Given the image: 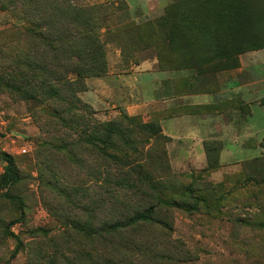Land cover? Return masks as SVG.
<instances>
[{"label":"rangeland","instance_id":"obj_1","mask_svg":"<svg viewBox=\"0 0 264 264\" xmlns=\"http://www.w3.org/2000/svg\"><path fill=\"white\" fill-rule=\"evenodd\" d=\"M263 4L0 0V264H264Z\"/></svg>","mask_w":264,"mask_h":264},{"label":"crops","instance_id":"obj_2","mask_svg":"<svg viewBox=\"0 0 264 264\" xmlns=\"http://www.w3.org/2000/svg\"><path fill=\"white\" fill-rule=\"evenodd\" d=\"M215 99V95H206V96H194L193 102L195 103V105H202L204 103H210L212 101H214ZM253 113V112H252ZM219 117V116H217ZM185 120V119H184ZM184 120H171L170 121V127L171 129H173L174 131H176L178 128H180V125L182 126V129L184 130L185 133L188 134L189 140L190 142L193 141L194 139L196 140H204L208 137V135L210 134V129L211 127L209 126V124L207 123L208 121H196V125H192L191 122H187ZM179 121V122H177ZM194 126V127H193ZM220 131L223 133V136L220 138L224 141V149H223V154L222 155H228L231 157L232 159V155H236L239 151V149H236L235 151L233 149H231L229 147V139L230 142H232V134L235 137L236 135L234 134L235 131L238 132V127L236 126L235 122L232 125V121L228 124V125H218ZM172 137H175L176 135L170 134ZM247 135L250 134H245V136L241 137H248ZM226 136H228V140H226ZM238 137V136H237ZM209 138V137H208ZM261 138V136L259 137V139ZM207 140V139H206ZM205 141V140H204ZM237 144V143H236ZM192 159L193 161L198 164H202L203 166L206 164L207 161V156H206V152L204 150V144L201 143L198 146H195V150L192 152Z\"/></svg>","mask_w":264,"mask_h":264},{"label":"trees","instance_id":"obj_3","mask_svg":"<svg viewBox=\"0 0 264 264\" xmlns=\"http://www.w3.org/2000/svg\"><path fill=\"white\" fill-rule=\"evenodd\" d=\"M237 2H234V4H236ZM235 8V6L232 5V10ZM258 20H257V25H256V28L258 31L260 32H264V4L262 6H258ZM168 13H175L174 11L172 12H168ZM181 14L179 15L180 18L183 17V14H184V11L182 10L180 12ZM169 16V15H168ZM87 28H92L93 26H91L90 24H87ZM71 70L70 69H66V72H70ZM137 128H141L142 130H149L150 132H152L153 135H155L158 139L160 138V134H161V130H158L156 128V126H154L152 123H147V124H140V125H136ZM223 144V143H222ZM220 144V145H217V146H220L219 147V150L223 149V145ZM261 147H264V137L261 141V144H260ZM110 147H112V145H110ZM207 148V145L204 146ZM212 151H214L213 148H211ZM208 149V151H211ZM206 152V151H205ZM206 156H207V159L209 160L210 157L208 156L207 152H206ZM3 159L6 161L7 163V166H6V171L4 173V182L6 185H13V184H16L19 179H20V172H19V169L16 165V162L14 160V158H12L11 156H8V155H5L3 156ZM256 163H259L260 165H264V161L263 160H260V157H256ZM216 163V162H214ZM138 168V167H137ZM131 171H135L136 170V167H132L130 169ZM7 197L9 198H12V199H15L17 201H19V204H20V207H21V210L22 212L24 211V207H23V202L22 200L20 199V197H17V196H11L9 194H5ZM129 222L132 223V224H137V223H140V221H148V220H152L153 219V216L151 214H147L146 212L142 211V212H133V214L130 216L129 218ZM117 227H120V224L117 223L116 224ZM110 230L111 227H110ZM11 235H13L16 239H17V242H18V246L16 247V249L14 250V252L12 253L11 255V259L15 258L16 255L18 254L19 250H20V246L21 245V240L19 239L18 236L14 235L12 232H10ZM8 264H12L10 261Z\"/></svg>","mask_w":264,"mask_h":264},{"label":"built area","instance_id":"obj_4","mask_svg":"<svg viewBox=\"0 0 264 264\" xmlns=\"http://www.w3.org/2000/svg\"><path fill=\"white\" fill-rule=\"evenodd\" d=\"M24 152L26 151V149L23 150Z\"/></svg>","mask_w":264,"mask_h":264}]
</instances>
